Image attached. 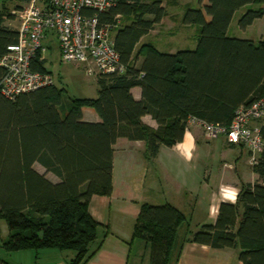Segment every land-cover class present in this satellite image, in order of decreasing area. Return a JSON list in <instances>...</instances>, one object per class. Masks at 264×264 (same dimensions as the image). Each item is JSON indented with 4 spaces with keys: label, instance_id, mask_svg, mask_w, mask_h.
Wrapping results in <instances>:
<instances>
[{
    "label": "trees",
    "instance_id": "16d2710c",
    "mask_svg": "<svg viewBox=\"0 0 264 264\" xmlns=\"http://www.w3.org/2000/svg\"><path fill=\"white\" fill-rule=\"evenodd\" d=\"M248 5L255 7L237 20L245 29L264 17V0H206L202 7L187 8L182 24L196 27L195 47L167 53L150 42L138 45L164 17V0H116L98 18L111 28L125 68L96 74L95 97L69 96L54 83L14 97L0 91V220L8 228L1 247L6 252L70 250V264H85L100 226L88 210L89 201L111 194L118 138L144 141L146 156L154 158L161 145L182 140L190 118L227 125L237 107L264 94V38L228 35L234 14ZM13 19L15 13L3 0L0 57L17 42V28L7 24ZM44 62L37 53L31 70L49 73ZM4 73L0 65V82ZM134 87L141 89L138 100ZM84 107L100 120H84ZM144 115L155 120L156 128L141 120ZM260 134L264 138V126ZM252 166L256 180L242 184L236 202H221L215 221L195 231L175 206L141 204L131 247L143 243L148 264H171L184 242L239 248V264H264V150ZM180 227L185 236L176 245Z\"/></svg>",
    "mask_w": 264,
    "mask_h": 264
},
{
    "label": "crops",
    "instance_id": "0c3cea01",
    "mask_svg": "<svg viewBox=\"0 0 264 264\" xmlns=\"http://www.w3.org/2000/svg\"><path fill=\"white\" fill-rule=\"evenodd\" d=\"M164 17L148 34L140 39L138 45L150 42L159 51L167 53L189 49L182 48L183 45L181 44L173 45L171 42L165 43V45H157L146 39V36L162 23ZM262 18L254 20L250 26ZM182 26L185 28L191 25L182 24ZM46 45L47 50L54 46L58 53L57 42L54 39H47ZM94 80L96 83L95 77ZM131 92L135 99L141 98L139 87L132 88ZM82 113L86 121L97 122L100 120L90 107L82 108ZM141 120L150 127L156 128L157 126L150 115L142 116ZM118 144L120 145L118 146L119 166L124 167V173L126 168L125 174L128 175L129 183L131 181L129 178L135 176L134 180L138 182V187L136 186L135 189L138 192V199L132 196L134 191L129 188V185L126 186L127 190L119 192L121 185L118 184L119 179L116 175ZM217 144L223 147L226 155L221 160V166L219 165L216 169L211 159ZM133 148L138 151V169H135V174L133 173L134 170L132 171L130 168ZM145 151L146 146L142 140L131 141L126 138H118L114 144L111 194L109 196H92L88 206L90 214L100 223L98 229L107 225L112 226L114 236H96L88 247V252L93 254L85 264H129L132 261L130 259L132 230H129V226L125 228V224L122 227L117 226L116 221L118 219L123 221L128 215L129 217L136 216L141 204L160 205L169 203L186 216L189 225L190 222H195V227L198 229L203 224L213 223L219 204L221 202L234 204L240 186L247 182L253 183L257 177L253 171L251 154L246 147L228 144L222 137L206 140L202 130L195 124L186 129L181 141L171 146L161 145L156 157L148 158ZM38 171L43 172L40 166ZM47 177L52 181H57L50 174ZM5 238L6 236L0 237L1 264H70V260L74 256L70 250L49 248L37 251L25 249L6 252L1 247V242ZM184 247L188 248L189 256L197 253L196 255H204V257L206 255L207 257L214 255L218 250H222L191 242H184L182 248L184 249ZM182 248L181 250H183ZM134 255L133 264H137L138 245H136Z\"/></svg>",
    "mask_w": 264,
    "mask_h": 264
},
{
    "label": "built area",
    "instance_id": "2783aa9c",
    "mask_svg": "<svg viewBox=\"0 0 264 264\" xmlns=\"http://www.w3.org/2000/svg\"><path fill=\"white\" fill-rule=\"evenodd\" d=\"M116 0H29L23 6L17 27V42L7 46L0 57L5 73L0 91L8 96L53 84L50 73L32 71L31 60L47 51L46 40L57 42L58 57L62 62L89 63V74L122 72L108 24L99 22L98 13L115 4ZM197 125L206 140L219 137L226 143L242 145L251 154L255 164L264 150L260 128L264 126V94L247 106L235 109L229 124L206 122L196 118L188 120V127Z\"/></svg>",
    "mask_w": 264,
    "mask_h": 264
},
{
    "label": "rangeland",
    "instance_id": "374dc122",
    "mask_svg": "<svg viewBox=\"0 0 264 264\" xmlns=\"http://www.w3.org/2000/svg\"><path fill=\"white\" fill-rule=\"evenodd\" d=\"M3 0H0V3ZM6 5L15 13V19L8 21L7 23L10 27L16 29L19 26L20 14L23 6L26 5L25 2H20L17 0H5ZM206 3V0H164L165 4V17L162 23L153 30L151 34L146 36V39H149L156 43L157 45H165V43L171 42L173 45L181 44L182 48L193 49L195 47V41L197 37V30L195 26L183 27L182 26V16L187 8H198ZM20 5L18 10L15 9V5ZM254 5H248L245 8L238 10L230 23L228 28V35L251 39L253 41H258L260 38H264V18L255 22L253 26L246 27L245 29H240L237 25V20L241 13H243L247 8H254ZM185 44V45H184ZM138 48V46H137ZM44 67L52 75L54 85L58 88H62L69 96L76 98H93L96 96L97 85L95 83L94 77L95 74H89L88 68L89 63L83 62H62L58 57V53L55 51V47H51L47 52H45L44 57ZM119 144L116 149V175L119 179L118 184L119 192H123L126 189V186L129 185L134 191L132 193L133 197L138 199V192L135 191L136 186L138 187V182L134 180L135 176L129 178L131 179L130 183L128 181V175L126 176V168L124 173V167L119 166ZM132 156L130 159V168L135 174V169H138V151L136 148H133ZM225 152L223 147L220 144H217L213 151V166L217 169L219 165L221 166L222 158L224 157ZM210 161V160H209ZM39 165L36 164V168ZM138 171V170H137ZM138 173V172H137ZM134 180V181H133ZM137 216V215H136ZM136 216L133 217L126 216L123 221L118 219L116 225L121 226L125 224V228L129 226V230L133 229ZM195 222H190V230H196ZM8 228L5 220H0V237L7 236ZM108 234V235H105ZM113 237L112 226H104V228L98 229L97 237ZM184 234V228L180 227L178 229V239L176 245L182 240ZM138 245V261L137 264H148V252L144 249L143 243L138 241L132 245L131 257L132 261L129 264H133L134 253ZM183 249V248H182ZM65 251V250H64ZM240 249L224 248L218 250L217 253L211 256L205 255H196L197 253L189 256L188 248L184 247L181 250L180 254L177 257V260H171V264H239L238 262V253ZM177 256V255H176ZM189 258V259H188ZM192 260V261H191Z\"/></svg>",
    "mask_w": 264,
    "mask_h": 264
}]
</instances>
